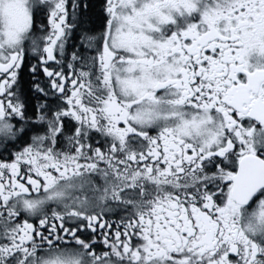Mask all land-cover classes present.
Instances as JSON below:
<instances>
[{"label": "snow or ice", "instance_id": "6c2138e0", "mask_svg": "<svg viewBox=\"0 0 264 264\" xmlns=\"http://www.w3.org/2000/svg\"><path fill=\"white\" fill-rule=\"evenodd\" d=\"M0 264H264V0H0Z\"/></svg>", "mask_w": 264, "mask_h": 264}]
</instances>
